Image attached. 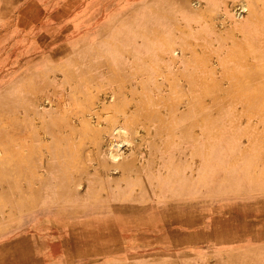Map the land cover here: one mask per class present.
I'll use <instances>...</instances> for the list:
<instances>
[{"label":"rangeland","instance_id":"obj_1","mask_svg":"<svg viewBox=\"0 0 264 264\" xmlns=\"http://www.w3.org/2000/svg\"><path fill=\"white\" fill-rule=\"evenodd\" d=\"M198 1L190 0L193 10ZM168 2L0 0V264H264V103L242 99L264 90L210 82L201 102L175 95L173 112L162 109L151 136L140 127L129 137L124 121L117 120L116 131L92 119L113 100L106 72L89 91L82 89L77 66L66 75L75 55L109 53L113 44L134 49L123 40L134 41L138 51L145 42L152 45L157 12ZM218 6L217 23L223 18L248 29L264 0H221ZM201 55L204 69L211 68L216 58ZM139 81L125 83L136 91L124 98L131 103L128 115L141 99ZM75 113L84 118L70 120ZM112 115L102 112L103 118ZM197 145L207 160L204 176ZM57 148L72 149L85 170L72 183L82 208L69 217L70 225L54 213L56 204L43 202L41 180L51 178L46 168L57 161ZM119 163L132 165L125 171ZM181 163L185 177L198 179L188 181L183 195L166 197L157 178L141 181L142 194L141 184L128 180L147 165L159 177L167 175V165L182 172ZM93 176L99 181H90ZM101 203L111 207L104 216L95 211ZM117 213L126 215L119 220Z\"/></svg>","mask_w":264,"mask_h":264},{"label":"bare ground","instance_id":"obj_2","mask_svg":"<svg viewBox=\"0 0 264 264\" xmlns=\"http://www.w3.org/2000/svg\"><path fill=\"white\" fill-rule=\"evenodd\" d=\"M219 1L221 0H199L200 6L195 10L190 7V0H169L165 8L162 3L157 12L153 35L155 39H148L152 45L145 42L142 51H138L134 46V41L123 40L124 44L134 49L125 51L119 44H113L111 51H108L109 53H86L71 57L66 65V75L73 74L76 69H79L76 73L80 77L82 89L87 88L89 91L91 83L99 82L104 76L103 73H107V89L112 91L113 100L108 105L103 104L101 110L91 114L92 119H97L99 124L110 122L115 129L117 120L124 121L122 128L124 131L126 130V135L129 137L133 136V133L140 127L146 130L148 136H151L153 134L151 127L157 129L156 124L161 119L162 109L173 112L172 103L177 99L175 95H179L180 99L177 101L185 98L190 104L193 101L201 102L205 96L206 85L210 82L251 86L257 91H263L264 7L261 10H254L252 15L256 24L245 29L243 27L238 28L239 25L236 21H230V25L223 18L219 20V23L216 22L217 18L214 11L217 12ZM177 16L178 19L175 22ZM181 24L185 26L184 30L180 27ZM235 31L239 33H235ZM151 47L155 51H152ZM243 48H246L247 52H244ZM176 50H179L180 54H176ZM206 52L211 53L212 61L216 58L211 68L209 67L207 70L204 69L206 62L203 61L204 57L201 55ZM73 65L78 68H70L74 67ZM218 66L223 71L221 80H217ZM71 76L67 77L70 78ZM129 79H140L141 91L139 95L141 99L133 104L134 115L133 113L128 115L131 103L124 99L129 94H136L135 89L130 91L125 89L126 80ZM242 99L252 104L264 103V93H247L242 96ZM29 100V110L35 112L36 106L33 97ZM103 111H111L113 115L103 118ZM82 118L84 115L79 113L69 116L70 120H81ZM83 122L85 123V130H89V122L86 120ZM154 128L153 132L155 131ZM120 136L124 135L120 134ZM58 144L59 141L57 140L55 146ZM196 148L197 151H195L203 159L205 156L203 148L198 145ZM54 152H56L54 157L57 161L47 164L46 168L51 178L46 177L41 180L45 181L42 186L46 196L43 202L48 201L52 202V205L56 204L58 207L54 213L63 215L68 220L66 224L70 225L69 217H74L82 208L76 202L79 198L77 199L78 195L73 191L72 183L81 180L85 170L78 167V159L72 149L67 151L57 148ZM109 155L111 157V154ZM206 162V158L203 159L201 176L208 173ZM131 165L130 163H119L117 166L126 171L131 168ZM147 167L148 165L137 170L138 176L135 180L128 179L129 182L140 185L141 181H155L157 178L156 181H161L162 184L166 185L163 187L166 197L183 195L182 192L187 187L186 185H190L188 181L198 182V179L192 180L185 177L186 164L184 163H181L182 172L175 165H167L168 173L165 177H159L152 173L150 166ZM88 178L90 181H99L94 176ZM176 181L182 183H176ZM141 187L142 194H144V184H141ZM101 204L103 205L102 209L95 211H99L104 216L110 212L111 207L107 203ZM117 209H120L119 206H112V210L115 212ZM117 215L120 220L126 214L117 213Z\"/></svg>","mask_w":264,"mask_h":264}]
</instances>
